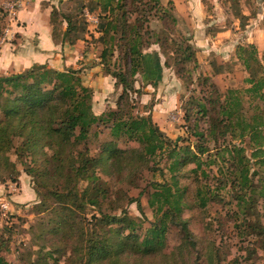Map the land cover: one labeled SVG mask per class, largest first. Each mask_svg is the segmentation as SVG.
Wrapping results in <instances>:
<instances>
[{
	"label": "rangeland",
	"instance_id": "1",
	"mask_svg": "<svg viewBox=\"0 0 264 264\" xmlns=\"http://www.w3.org/2000/svg\"><path fill=\"white\" fill-rule=\"evenodd\" d=\"M97 1L0 0V57L3 56L1 49L8 42L7 39L4 40L5 35L6 38L9 35L7 30H10L11 22L15 23L16 13L20 8L46 13L48 23L51 11L57 10L55 16L58 33L66 27L60 17L61 13L68 14L75 27L70 34L73 42H67L69 45L79 44L78 58L72 59V62L79 69L81 83L91 89L92 112L103 118L109 112L119 110L118 101L123 94L121 83L116 82L105 66L111 70L122 69L124 61L116 45L113 54L111 52L106 55L105 66L101 63L104 45L98 40L100 34L95 27L98 21L96 15L100 12L96 6ZM168 1L160 0L166 13L163 9H149L153 5V2H149V10L144 15L143 52L148 53L150 60L153 59L154 52L158 54L160 74L156 78L157 73L154 71L151 72L152 78H147L138 73L133 83L134 90H127V96L122 103L124 110L132 116L150 117L168 139L176 140L178 145L193 146V142L198 140L194 133L203 131L212 108L218 107L219 102H214L218 95L224 94L228 89H243L248 86L246 81L249 70L236 57L238 45L249 50L255 47L253 56L246 50L242 55L248 59L256 58L261 68H255L264 74V0H201L204 4L202 22L206 24L210 34L215 35L219 31L218 39L223 43L211 51L206 49L203 52L195 43V31L191 33L190 13L184 16L189 12L183 6L187 5L188 0H171L173 5H169ZM175 1L179 3L176 5ZM90 7L96 8L88 13L86 9ZM10 9L14 13L13 20L10 19ZM172 18L176 20L173 21ZM15 36H9L10 41H14ZM56 40L60 42V36ZM187 41L192 47L193 57L191 61L177 64L176 61L185 56L178 49L184 47ZM0 62V75L15 73L7 70L9 66L2 58ZM254 62L252 65L257 66ZM36 65L48 66L36 63L31 66ZM148 80L151 83H144ZM212 86H215L218 94L212 91ZM244 100L247 109L249 100L245 95ZM201 104L208 111L205 114L201 112ZM260 105L264 109V102H260ZM112 119L101 120L99 125L95 124L79 148L94 154L105 148L107 143L112 144ZM94 132L95 137L91 136ZM115 140L126 151L138 144L135 139H127L124 135ZM217 141L221 143V138ZM219 143L211 142L209 150L213 151ZM242 145L246 147V154L249 155L247 144L243 142ZM46 151L49 157L52 152ZM206 154L204 152L200 156L205 158ZM7 155L15 163L16 169L12 173L9 172L10 169H0V255L10 264H42L43 258L49 264H82L75 257L69 258V244L75 243L74 240L65 242L58 235L49 232L48 225L56 219L55 212L51 209L54 210L60 204L49 191L62 189L60 178L55 182L37 173L38 169L48 167L41 166L43 157L36 151L22 159L14 149L7 152ZM184 159L185 154L177 157L179 162ZM152 165L162 169H150ZM193 166L194 163L190 161L184 163L179 168L181 170L177 179L182 193L180 216L186 221L195 245L185 249L180 227L169 225L166 246L161 253L183 252L182 256L177 254L178 262L175 264H208L209 257L219 264H264V233H256L253 229V226H264V194L260 193L264 191V169H257L256 165L251 169V177L259 192L254 195L256 202L254 208H251V214H242L230 196V182L225 180V176L218 174L217 165L204 166L205 176L201 174L200 178H194L189 172ZM93 172L94 178L79 179L77 182L79 197L86 201L90 194L84 195L83 189L92 181L91 185L108 187L105 196L99 195L100 209L109 214H118L120 210H124L131 218L141 220L143 228L154 221L155 215L148 198L153 181L162 182L169 177L166 157H137L132 166L124 167L119 173L101 167L93 169ZM224 183V189H217ZM199 185L210 193H220V196H214L216 200L200 207L198 199L195 198ZM137 196V202L129 201L131 197ZM76 210L75 215L80 224L92 227V217L98 215L99 209L86 204V207ZM162 258V254L146 257L141 259V263L163 264Z\"/></svg>",
	"mask_w": 264,
	"mask_h": 264
},
{
	"label": "trees",
	"instance_id": "2",
	"mask_svg": "<svg viewBox=\"0 0 264 264\" xmlns=\"http://www.w3.org/2000/svg\"><path fill=\"white\" fill-rule=\"evenodd\" d=\"M149 2H153V5ZM167 3L173 5L171 0ZM96 6L100 12L96 15L98 21L95 27L100 34L98 40L104 45L101 63L105 66L106 55L111 52L113 54L116 45L124 61L122 69L111 70L105 66L123 88L118 101L119 110L109 112L103 118L97 117L92 112L91 89L81 83L79 69L73 67L57 70L46 65H36L18 73L0 75V169L15 172V163L7 155L10 150L14 149L21 159L36 151L43 157L41 166L48 167L38 169L37 173L55 182L60 178L62 189L49 191L60 204L54 210L51 209L56 219L48 228L51 234L58 235L65 242L74 240L75 243L69 244V258L75 257L82 264H142L141 259L162 254L163 264H175L178 262L177 254L182 256L183 252L161 253L166 246L169 225L180 227L185 249L195 245L186 221L180 216L182 193L177 178L181 170L179 168L184 163H194L189 169L194 178H200L201 174L205 176L204 166L217 165L218 174L230 182V196L237 210L242 214H251V208H254V195L259 191L251 177V169L253 165L257 169H264V109L260 105V102H264V74L256 69L261 68L256 58L248 59L242 55L246 50L253 56L255 47L249 50L238 45L236 57L249 70L246 81L248 86L228 89L218 95L214 101L219 102L218 107L212 108L205 128L202 132L194 133L198 138L193 142L194 148L192 144L178 145L176 140L168 139L150 117H134L124 110L122 103L127 90H134L133 83L138 73L147 78L154 71L157 73L156 78L160 74L158 54L154 52L150 60L148 53L143 52L144 15L152 8L162 10L160 0H98ZM95 8L86 10L91 13ZM55 13L58 12L53 9L49 16L53 39L57 42L56 38L60 36V42H73L70 34L75 23L72 18L61 13L60 17L66 27L58 33ZM134 13L139 15L133 16ZM180 49L185 56L176 63L191 61L193 53L190 43L187 41ZM254 61L257 66L252 65ZM212 91L218 94L215 86H212ZM244 95L249 100L247 109L244 106ZM200 107L204 114L208 112L204 105ZM111 118L112 144L107 143L105 148L94 154L79 148L95 124L99 125L101 120L108 121ZM95 135V132L91 134ZM122 135L127 139H135L137 146L128 151L119 147L115 139ZM219 138L221 143L217 141ZM211 142L219 143L213 151L208 148ZM243 142L250 149L249 155L246 154ZM45 149L52 152L49 157ZM204 152L207 154L202 158L200 155ZM181 154H185L186 159L179 162L177 157ZM157 155L166 157L169 177L151 184L148 201L155 219L149 226L143 228L141 220L131 218L124 210L118 214H109L100 209L99 195L105 196L108 187L91 185L90 181L83 189L84 195L90 194L89 197L86 201L79 197L76 184L79 179L94 178L93 169L101 167L119 173L124 167L132 166L137 157L153 159ZM159 168L162 169L153 165L150 167ZM224 187L225 183L217 189L222 190ZM260 193L262 195L264 191ZM214 196H220V193H210L201 185L195 191L200 207L216 200ZM138 200V196L129 199L131 202ZM86 204L99 209L98 215L92 217V227L82 226L75 215L76 208L82 209ZM253 229L256 233H264V226H253ZM122 255L125 257L122 258ZM207 261L208 264H219L212 257ZM41 263L49 264L44 258ZM0 264L10 263L0 255Z\"/></svg>",
	"mask_w": 264,
	"mask_h": 264
},
{
	"label": "crops",
	"instance_id": "3",
	"mask_svg": "<svg viewBox=\"0 0 264 264\" xmlns=\"http://www.w3.org/2000/svg\"><path fill=\"white\" fill-rule=\"evenodd\" d=\"M178 3V1H175L176 5ZM186 4H183L184 9L189 12L183 15L186 16L189 13L191 15V33L193 34V31H195V43L200 47L199 50L201 52L206 51V49L211 51L219 44H223L218 39L220 32H216L215 35L210 34L206 29V24L202 22L204 16L203 2L201 0H188ZM45 14L26 8H20L16 13L15 23L11 22V31L8 30L7 45H4L1 49L3 56L0 59L2 58L3 61L7 62V66H9L7 70L17 73L35 63L47 64L57 70L74 66L72 59L78 58L77 47L79 44L69 45L66 40L56 42L52 37V28ZM10 19L13 20L12 16ZM12 34L16 35L14 41H10L9 36ZM61 48H63V51H61ZM75 67L77 66L73 68Z\"/></svg>",
	"mask_w": 264,
	"mask_h": 264
},
{
	"label": "built area",
	"instance_id": "4",
	"mask_svg": "<svg viewBox=\"0 0 264 264\" xmlns=\"http://www.w3.org/2000/svg\"><path fill=\"white\" fill-rule=\"evenodd\" d=\"M10 14H11V16L14 14L13 11H12L11 9H10ZM11 16H10V17H11ZM88 16H89V15H88ZM93 20H94V22L97 21L96 18H94ZM7 31H8V30H7ZM5 39H6V35H5Z\"/></svg>",
	"mask_w": 264,
	"mask_h": 264
}]
</instances>
